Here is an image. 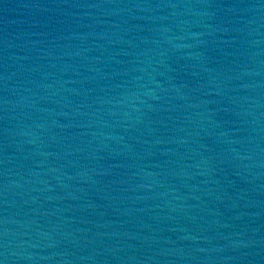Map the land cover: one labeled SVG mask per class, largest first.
Masks as SVG:
<instances>
[{
	"label": "water",
	"instance_id": "95a60500",
	"mask_svg": "<svg viewBox=\"0 0 264 264\" xmlns=\"http://www.w3.org/2000/svg\"><path fill=\"white\" fill-rule=\"evenodd\" d=\"M157 264H264V222L198 245Z\"/></svg>",
	"mask_w": 264,
	"mask_h": 264
}]
</instances>
